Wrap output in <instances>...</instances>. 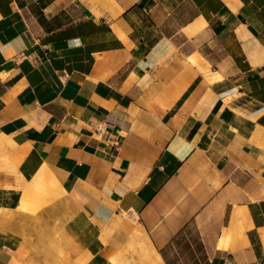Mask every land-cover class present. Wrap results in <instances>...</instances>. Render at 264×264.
Instances as JSON below:
<instances>
[{
    "label": "crops",
    "instance_id": "0c3cea01",
    "mask_svg": "<svg viewBox=\"0 0 264 264\" xmlns=\"http://www.w3.org/2000/svg\"><path fill=\"white\" fill-rule=\"evenodd\" d=\"M30 186L0 264H264V0H0L2 209Z\"/></svg>",
    "mask_w": 264,
    "mask_h": 264
},
{
    "label": "rangeland",
    "instance_id": "374dc122",
    "mask_svg": "<svg viewBox=\"0 0 264 264\" xmlns=\"http://www.w3.org/2000/svg\"><path fill=\"white\" fill-rule=\"evenodd\" d=\"M8 209L7 210H3V206H0V215L2 214H8L9 219H12L13 217L17 219V217H19L21 213H24L25 216L27 217L29 215V217H32L33 214H39V206L41 205V202L38 198V196H36L33 193V189L32 187H26L25 191L23 194L20 195H14V197H10L8 200ZM19 203V206H17L16 204ZM24 209V210H23ZM23 210V211H22ZM18 215V216H17ZM33 218V217H32ZM27 222V221H26ZM8 228H10V233H16L14 230L15 228H12V226H9ZM33 227L31 226H25L24 228H22V231L20 232L21 236L27 237V235L29 233H31V231H33ZM35 230V229H34ZM18 236L21 238V236ZM10 240V239H9ZM8 246L9 248V252H17L19 250L20 247V242L18 243H12V242H6V241H0V247L1 246ZM25 255L28 254L27 253V248H23Z\"/></svg>",
    "mask_w": 264,
    "mask_h": 264
}]
</instances>
